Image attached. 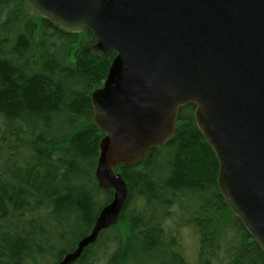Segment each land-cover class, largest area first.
<instances>
[{
  "label": "trees",
  "instance_id": "1",
  "mask_svg": "<svg viewBox=\"0 0 264 264\" xmlns=\"http://www.w3.org/2000/svg\"><path fill=\"white\" fill-rule=\"evenodd\" d=\"M90 30L71 34L23 0H0V264H58L91 233L113 191L95 172L104 133L91 94L115 53L98 58ZM195 105L175 137L117 172L129 194L116 226L74 264H264V251L220 194L219 162Z\"/></svg>",
  "mask_w": 264,
  "mask_h": 264
},
{
  "label": "water",
  "instance_id": "2",
  "mask_svg": "<svg viewBox=\"0 0 264 264\" xmlns=\"http://www.w3.org/2000/svg\"><path fill=\"white\" fill-rule=\"evenodd\" d=\"M59 30H90L92 53L116 55L91 94L104 133L95 177L113 199L58 264H74L116 226L129 188L117 172L176 134L181 108L219 162L218 188L264 251V0H23Z\"/></svg>",
  "mask_w": 264,
  "mask_h": 264
},
{
  "label": "rangeland",
  "instance_id": "3",
  "mask_svg": "<svg viewBox=\"0 0 264 264\" xmlns=\"http://www.w3.org/2000/svg\"><path fill=\"white\" fill-rule=\"evenodd\" d=\"M184 237V242H185V245H186V249H187V253H188V261H190L191 263L194 264L195 262V240L188 234L185 233V230H183V234H182Z\"/></svg>",
  "mask_w": 264,
  "mask_h": 264
}]
</instances>
